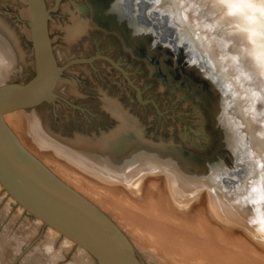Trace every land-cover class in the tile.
Segmentation results:
<instances>
[{"label": "bare ground", "instance_id": "bare-ground-1", "mask_svg": "<svg viewBox=\"0 0 264 264\" xmlns=\"http://www.w3.org/2000/svg\"><path fill=\"white\" fill-rule=\"evenodd\" d=\"M43 1L55 72L53 53L63 50L52 48L54 39L51 35H61L69 48L94 29V23L84 0ZM247 2L255 5L254 9L246 10L255 18V23L241 16L226 15L227 9L214 6L212 0H185L188 21L193 19L195 23L192 27L197 33L198 46L207 50L205 52L216 68L218 65L225 67L235 90L236 105L246 115L241 122L251 140V153L247 154L251 162L243 166L246 174L239 183L232 184L225 179L224 160L211 171L207 169L208 174L201 173L202 170L200 172L189 161L184 162L173 143L146 139L139 123L116 101L103 94L99 99L100 108L112 126L96 138L60 140L43 125L37 110L20 109L2 117L7 141L21 163L47 187L98 221L140 264H264V232L259 223L264 214V202H250L258 195L252 193L251 188L259 186L264 173V168L260 167L264 163V76L260 74L254 56L249 55L257 47L248 39L249 33L241 30L251 28L264 34L261 27L264 18L259 11L261 0ZM191 3L200 10V19L195 16L197 10L192 12ZM7 5L15 9L14 16L19 25L13 27L12 19L0 14V86L26 69H34V21L28 1L0 0V6L5 8ZM54 11L56 17L52 15ZM60 17L66 18L65 24H59L57 19ZM208 29L215 31L214 34ZM187 33L189 37L194 35L191 31ZM255 39L257 43L264 42V35H257ZM153 65L165 72L160 59ZM56 73L50 80L46 101L53 99L58 80ZM75 90V86L63 87L67 94H74ZM17 139L41 162L54 163L70 176L89 184L92 194L103 196L106 199L103 202L92 203L97 208L101 204L108 215L110 213L122 222V232L130 237L132 245L98 209L42 169L20 148ZM233 141L235 148L231 156L236 158L240 149L238 139L233 137ZM253 181L257 183L254 185ZM9 200L15 203L10 196ZM101 206L100 210H103ZM35 221L37 225H43L41 221ZM45 229L40 250L48 255L60 234L50 227L45 226ZM30 231L33 233L34 229ZM61 237L63 242L59 251L74 245L77 248L75 264H94L88 253ZM36 252L28 255V264L45 263ZM48 257L51 261V256Z\"/></svg>", "mask_w": 264, "mask_h": 264}, {"label": "rangeland", "instance_id": "rangeland-1", "mask_svg": "<svg viewBox=\"0 0 264 264\" xmlns=\"http://www.w3.org/2000/svg\"><path fill=\"white\" fill-rule=\"evenodd\" d=\"M95 4V0H84L94 29L71 47L66 48L61 35H51L54 39L52 48L63 50L61 53H53L58 79L53 89V99L25 111L37 110L43 125L60 140L96 138L112 126V122L100 108L99 99L103 94L116 101L122 110L139 123L146 139L173 143L184 162L189 161L200 172L202 170L201 173L208 174L207 169L211 171L220 160L227 157L223 151L224 134L208 105L196 93L197 89L191 82L183 79L176 81L170 74L154 66L153 54L149 58V51L142 50L144 43L133 38L129 30H124L110 11L102 10ZM0 14L12 19L10 24L18 27L19 20L11 6H0ZM52 15L56 17L57 13L54 11ZM57 21L62 25L67 20L60 17ZM33 72L32 68L26 69L11 77L0 89L25 84L33 76ZM64 86H75V93H65ZM10 131L13 132L12 129ZM16 141L42 169L98 209L120 231L127 243L132 245L130 237L122 232V222L112 214L108 215L107 209L101 204L103 210L93 204L96 200L103 202V196L92 194L89 184L70 176L54 163L41 162L19 139ZM235 162L236 158L232 157V162L229 163L231 170L225 162L222 164L224 172L227 171L225 179L232 184L240 182L234 175L242 170L236 165L233 168ZM36 225L35 218L12 203L8 194L0 187V247L3 246L0 249V264H28V255L34 250L37 251L38 258L45 260L43 264H75L77 248L72 245L59 251L63 242L61 235L55 239L48 255L42 252L40 245L44 241L46 229L44 225L35 227ZM32 228L33 233L30 231ZM48 256H51V261Z\"/></svg>", "mask_w": 264, "mask_h": 264}, {"label": "water", "instance_id": "water-1", "mask_svg": "<svg viewBox=\"0 0 264 264\" xmlns=\"http://www.w3.org/2000/svg\"><path fill=\"white\" fill-rule=\"evenodd\" d=\"M27 1L34 21V72L25 84L0 89V186L26 213L72 241L98 264H140L98 221L37 179L21 163L7 141L3 115L43 104L50 80L55 75L44 1ZM95 1L102 10L110 11L133 38L144 43L142 50L153 54L154 63L160 59L165 72L173 79L189 81L196 87V93L208 105L224 134L223 151L227 156L224 162L228 169L235 148L232 147L233 137L238 139L240 151L237 155L235 152L237 161L233 168L235 165L242 168L236 174L240 181L246 174L243 166L251 162L247 155L251 153V140L241 122L246 115L236 105L235 90L225 67L218 65L216 68L205 52L207 50L198 46L197 33L192 27L194 20L184 19L187 16L186 5L181 6L180 0ZM191 10H197L195 16L201 18L200 10L193 3ZM208 30L212 35L215 32ZM190 31L193 37H189L187 32Z\"/></svg>", "mask_w": 264, "mask_h": 264}, {"label": "snow or ice", "instance_id": "snow-or-ice-1", "mask_svg": "<svg viewBox=\"0 0 264 264\" xmlns=\"http://www.w3.org/2000/svg\"><path fill=\"white\" fill-rule=\"evenodd\" d=\"M181 6L185 5V0H180ZM212 3L216 7H224L227 9L226 15L228 16H241L244 19L248 20L251 23H255V18L253 16H249L247 13V9H254L255 5L247 0H212ZM259 11L261 13V17L264 18V0H261ZM184 19H188L187 16ZM239 27V25L237 26ZM261 27L264 28V24H261ZM244 32L249 33L248 39L252 42V44L256 45L257 50L255 52H250L249 55H253L256 61V64L260 70V74L264 76V42L257 43L255 37L259 34L255 29L251 28H243L241 29ZM235 59V57L233 58ZM247 78V77H246ZM264 115V113H262ZM261 168H264V163L260 165ZM254 185L257 183L255 181L251 182ZM252 193L258 194L256 197H253L250 202L255 204L258 201L264 202V173L261 174V182L259 186H253L251 188ZM260 230L264 232V214L261 215L260 218Z\"/></svg>", "mask_w": 264, "mask_h": 264}]
</instances>
